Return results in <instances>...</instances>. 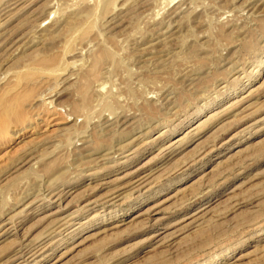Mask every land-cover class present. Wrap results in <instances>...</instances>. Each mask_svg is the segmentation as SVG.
<instances>
[{
	"label": "rangeland",
	"instance_id": "374dc122",
	"mask_svg": "<svg viewBox=\"0 0 264 264\" xmlns=\"http://www.w3.org/2000/svg\"><path fill=\"white\" fill-rule=\"evenodd\" d=\"M0 264H264V0H0Z\"/></svg>",
	"mask_w": 264,
	"mask_h": 264
},
{
	"label": "bare ground",
	"instance_id": "6f19581e",
	"mask_svg": "<svg viewBox=\"0 0 264 264\" xmlns=\"http://www.w3.org/2000/svg\"><path fill=\"white\" fill-rule=\"evenodd\" d=\"M9 7H10V6H9ZM117 15H118V14H117ZM162 41H163V40H162ZM110 42H111V41H110ZM161 47H162V46H161ZM5 49H6V48H5ZM153 49H154V48H153ZM159 51H160V50H159ZM96 53H97V52H96ZM164 53H165V52H164ZM160 57H161V56H160ZM169 57H170V56H169ZM99 58H100V57H99ZM160 68H161V67H160ZM82 80H83V79H82ZM82 80H81V81H82ZM83 82H84V81H83ZM86 85H87V84H86ZM81 87H82V86H81ZM81 87H80V88H81ZM81 89H83V88H81ZM105 103H106V102H105ZM75 105H76V104H75ZM110 126H111V125H110ZM111 128H112V127H111ZM141 180H143V179L140 178V180H138V182H140ZM142 183H143V182H142ZM142 183H141V184H142ZM93 200H94V199H93ZM74 213H75V212H74ZM66 223H67V222H66ZM41 249H42V248H41ZM37 251H38V250H37ZM32 258H33V257H32ZM24 262H25V261H24Z\"/></svg>",
	"mask_w": 264,
	"mask_h": 264
}]
</instances>
